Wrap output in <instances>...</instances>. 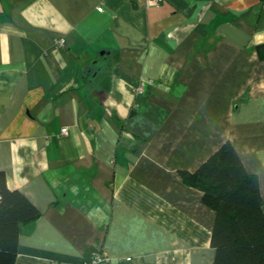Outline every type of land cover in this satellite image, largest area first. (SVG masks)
I'll list each match as a JSON object with an SVG mask.
<instances>
[{"label": "crops", "instance_id": "crops-1", "mask_svg": "<svg viewBox=\"0 0 264 264\" xmlns=\"http://www.w3.org/2000/svg\"><path fill=\"white\" fill-rule=\"evenodd\" d=\"M262 46V0H1L0 172L40 212L15 264H213L179 172L229 142L264 214Z\"/></svg>", "mask_w": 264, "mask_h": 264}, {"label": "trees", "instance_id": "trees-1", "mask_svg": "<svg viewBox=\"0 0 264 264\" xmlns=\"http://www.w3.org/2000/svg\"><path fill=\"white\" fill-rule=\"evenodd\" d=\"M258 53L264 58V46ZM179 176L202 193V202L214 212L213 264H264L258 181L246 173L231 144L220 146L195 172L180 171ZM39 216L22 193L7 188L0 172V264H15L20 227Z\"/></svg>", "mask_w": 264, "mask_h": 264}, {"label": "built area", "instance_id": "built-area-1", "mask_svg": "<svg viewBox=\"0 0 264 264\" xmlns=\"http://www.w3.org/2000/svg\"><path fill=\"white\" fill-rule=\"evenodd\" d=\"M163 0H146V4L147 5H158L162 2ZM264 2V0H262ZM63 42V40H61V43ZM61 133L62 134H65L66 133V129H63L61 130ZM103 261H105L104 258H102L101 256L97 255L95 256L92 261L88 264H100L102 263Z\"/></svg>", "mask_w": 264, "mask_h": 264}]
</instances>
